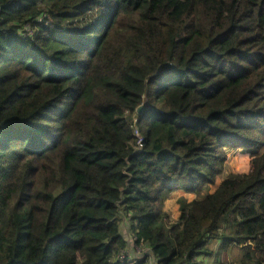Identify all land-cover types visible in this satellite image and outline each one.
Returning a JSON list of instances; mask_svg holds the SVG:
<instances>
[{
    "label": "trees",
    "instance_id": "1",
    "mask_svg": "<svg viewBox=\"0 0 264 264\" xmlns=\"http://www.w3.org/2000/svg\"><path fill=\"white\" fill-rule=\"evenodd\" d=\"M234 250L264 264V0H0V264Z\"/></svg>",
    "mask_w": 264,
    "mask_h": 264
},
{
    "label": "rangeland",
    "instance_id": "2",
    "mask_svg": "<svg viewBox=\"0 0 264 264\" xmlns=\"http://www.w3.org/2000/svg\"><path fill=\"white\" fill-rule=\"evenodd\" d=\"M248 165H249V160H248L247 156L245 155V153L233 154V152L232 153L229 152L228 159L226 161L223 174L218 177L215 185L209 186V188L206 191L210 192V193H214L216 191L217 187L222 183V181L226 177H228L231 174H236L239 171L240 172L241 171L246 172V170L248 169ZM179 191L185 193L182 190H179ZM176 192H174L173 195H171V198L164 203V211L170 216V219L173 223L177 222L179 219V216H180L179 204H178V200L180 198H178V194H175ZM185 194H190V193H185ZM179 197H181V196H179ZM193 198L195 199V197H193ZM167 203H169V204H167ZM120 224L122 225L121 222H120ZM128 235L131 236V233L128 232ZM214 245H216V243H213L211 245L212 249H218L219 248V246L214 248ZM143 251L144 250L140 248V249H136L135 252H136V254L141 255L143 253ZM227 253L228 254H223V253L221 254L222 259L220 258V262L223 264H232L235 261V258L238 254V251L234 250V251H230ZM215 260H216V255H215L213 264H214ZM216 262H215V264H216Z\"/></svg>",
    "mask_w": 264,
    "mask_h": 264
},
{
    "label": "crops",
    "instance_id": "3",
    "mask_svg": "<svg viewBox=\"0 0 264 264\" xmlns=\"http://www.w3.org/2000/svg\"><path fill=\"white\" fill-rule=\"evenodd\" d=\"M220 186V185H219ZM218 186V187H219ZM218 187H217V189H218ZM216 189V190H217ZM210 193V192H209ZM175 194H178V198H180V199H182V200H186L187 202H192V201H194V200H197L198 198H197V196L195 195H193V194H185V193H183V192H181V191H177ZM210 194H212V193H210ZM179 196H181V197H179ZM195 197V199L193 198V197ZM179 199V200H180ZM179 200H178V203H179ZM167 204H169V203H167ZM121 223H122V225H123V235L125 234L128 238H127V243H128V246H130V248L129 247H127L128 248V251H131V253H132V255H134L135 257H137V258H140L142 255H144V253L146 252L144 249V251H143V253L141 254V255H139V254H136V249H140V248H137L135 245H133V243L131 242V237L128 235V230H127V225H126V220L125 219H123L122 221H121ZM218 246V245H217ZM216 246V247H217ZM215 247V248H216ZM151 261V260H150ZM150 261H149V263H150ZM213 261H214V259H210V260H208V262H205V264H213ZM152 264V263H151Z\"/></svg>",
    "mask_w": 264,
    "mask_h": 264
},
{
    "label": "water",
    "instance_id": "4",
    "mask_svg": "<svg viewBox=\"0 0 264 264\" xmlns=\"http://www.w3.org/2000/svg\"><path fill=\"white\" fill-rule=\"evenodd\" d=\"M148 109V101H147V98L145 97L143 99V103L141 106H139L137 109H136V115L141 118L144 114V112Z\"/></svg>",
    "mask_w": 264,
    "mask_h": 264
},
{
    "label": "built area",
    "instance_id": "5",
    "mask_svg": "<svg viewBox=\"0 0 264 264\" xmlns=\"http://www.w3.org/2000/svg\"><path fill=\"white\" fill-rule=\"evenodd\" d=\"M135 123H136V120H135ZM135 136L138 140V147L139 149H142L143 148V138L141 137V135L139 134L138 131L135 132ZM127 258V255L126 254H122L120 257H119V260H124Z\"/></svg>",
    "mask_w": 264,
    "mask_h": 264
}]
</instances>
